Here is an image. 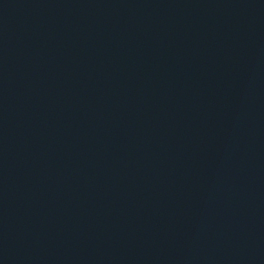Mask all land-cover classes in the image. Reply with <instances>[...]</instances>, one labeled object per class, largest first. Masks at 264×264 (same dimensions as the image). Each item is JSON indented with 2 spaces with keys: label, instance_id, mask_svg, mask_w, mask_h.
<instances>
[{
  "label": "water",
  "instance_id": "95a60500",
  "mask_svg": "<svg viewBox=\"0 0 264 264\" xmlns=\"http://www.w3.org/2000/svg\"><path fill=\"white\" fill-rule=\"evenodd\" d=\"M0 264H264V0H0Z\"/></svg>",
  "mask_w": 264,
  "mask_h": 264
}]
</instances>
